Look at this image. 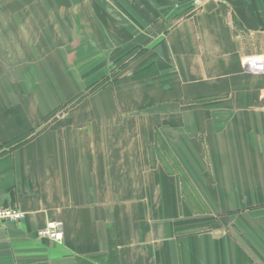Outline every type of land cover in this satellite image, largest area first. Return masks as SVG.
<instances>
[{"label":"crops","instance_id":"obj_1","mask_svg":"<svg viewBox=\"0 0 264 264\" xmlns=\"http://www.w3.org/2000/svg\"><path fill=\"white\" fill-rule=\"evenodd\" d=\"M256 55L264 0H0V264H264Z\"/></svg>","mask_w":264,"mask_h":264},{"label":"built area","instance_id":"obj_2","mask_svg":"<svg viewBox=\"0 0 264 264\" xmlns=\"http://www.w3.org/2000/svg\"><path fill=\"white\" fill-rule=\"evenodd\" d=\"M244 67L253 74H264V55H256L245 58ZM24 214L13 208H0V227L21 222ZM40 239L53 242H62L64 239L63 225L52 223L38 232Z\"/></svg>","mask_w":264,"mask_h":264},{"label":"rangeland","instance_id":"obj_3","mask_svg":"<svg viewBox=\"0 0 264 264\" xmlns=\"http://www.w3.org/2000/svg\"><path fill=\"white\" fill-rule=\"evenodd\" d=\"M181 10H183V8H181V7H179V6L176 7L175 9H173V10L171 9V10H170V15H169L170 17H169V19H170L171 17L173 18V16H175V14H177V12H178V11H181ZM112 71H113V69H112ZM112 71H110V72H112Z\"/></svg>","mask_w":264,"mask_h":264}]
</instances>
